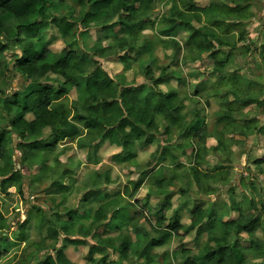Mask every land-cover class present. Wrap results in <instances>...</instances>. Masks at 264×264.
<instances>
[{
  "label": "clouds",
  "instance_id": "9594fccd",
  "mask_svg": "<svg viewBox=\"0 0 264 264\" xmlns=\"http://www.w3.org/2000/svg\"><path fill=\"white\" fill-rule=\"evenodd\" d=\"M0 264H264V0H0Z\"/></svg>",
  "mask_w": 264,
  "mask_h": 264
}]
</instances>
